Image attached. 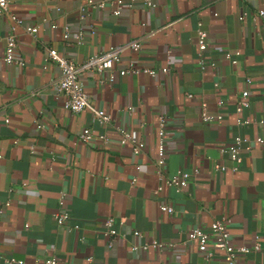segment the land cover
<instances>
[{
  "label": "crops",
  "instance_id": "obj_1",
  "mask_svg": "<svg viewBox=\"0 0 264 264\" xmlns=\"http://www.w3.org/2000/svg\"><path fill=\"white\" fill-rule=\"evenodd\" d=\"M84 1L9 0V10L21 18L16 55L24 64L3 58L13 20L0 15L1 252L26 264H44L48 254L57 256V264H229L220 252L207 259L195 244L181 243L190 226L227 216L236 243L251 244L255 233L261 236L262 247L246 253L240 264H264V142L254 140L244 148L237 168L221 150L236 134L264 135L259 122L264 118V19L252 20L264 0H156L154 7L133 0L119 14L110 5L90 6L81 17ZM243 11L247 15L239 18ZM29 24L38 25L35 35ZM199 25L207 31L205 55L215 66L209 60L205 68L199 65ZM133 38H141V49L127 48L117 65L134 62L158 72L109 80L107 72L81 69L91 106L76 113L66 108L55 87L61 71L46 61V46L81 63L92 52ZM227 48L240 50L237 62L226 55ZM244 88L251 104L241 115L250 120L238 123L236 104ZM203 101L209 112H222L221 121L202 118ZM95 106L135 128L146 141L144 149L134 152L113 126L97 122ZM160 113L167 120L164 174L192 173L182 189L165 184L157 173ZM85 126L95 134L107 131L110 141L81 140ZM216 162L224 167L216 168ZM162 201L173 205L172 213L160 208ZM61 209L71 216L63 224L55 217ZM108 215L118 230L113 236L103 231ZM156 238L176 244H149Z\"/></svg>",
  "mask_w": 264,
  "mask_h": 264
},
{
  "label": "built area",
  "instance_id": "obj_2",
  "mask_svg": "<svg viewBox=\"0 0 264 264\" xmlns=\"http://www.w3.org/2000/svg\"><path fill=\"white\" fill-rule=\"evenodd\" d=\"M143 2L150 6H156V0H143ZM9 0H0V15L7 14L12 20L11 30L6 34V46L3 58L7 63L18 62L19 64H24L25 60L19 58L16 55L17 49V33L16 24L21 21V18L17 14L11 12L8 8ZM134 4L133 0H85L80 5V16L84 17L90 9V6L103 8L107 5L111 6L112 12L114 14L121 13L125 5L132 6ZM247 15L246 11L239 14V18H244ZM257 16L263 17L264 19V8H257L252 14V20L256 24ZM201 22H199L200 24ZM53 26H57L54 22ZM67 27V26H66ZM27 30L32 34H36L38 30L37 24H29ZM92 32L96 31L95 25H92ZM155 30H151L150 33H154ZM264 35V30H261ZM68 28H65L64 37L68 38ZM207 31L203 29L200 25L197 29V42H198V54H199V65L201 68L206 67V63L209 62L215 66L216 62L212 58H207L205 51L207 50ZM142 47L141 38H133L125 42L116 43L110 45L106 49L98 50L92 52L88 55L85 60L81 63L75 61L74 58L66 56L59 52V50L52 46H46L45 59L46 61L53 62L60 68V76L55 81V87L57 91L63 92V104L71 112L76 113L86 106L90 105V95L84 87V83L79 75L81 69L85 70H95L98 72H107L106 77L109 80H113L117 74L125 73H139L141 70H146L151 74L158 72L155 67H141L134 62H130L126 66H118L117 63L120 61L122 52L127 48H132L139 50ZM239 49L231 50L226 49V55L230 58L232 62L238 61ZM168 66L161 67V70L168 71ZM250 80V77L247 78ZM189 96L193 95V92L188 91ZM250 91L248 88L242 89L239 94L236 111L238 113L237 122L246 123L250 119L242 117L241 112L245 107L251 104L249 98ZM218 103L220 105L224 104V99L219 98ZM130 109V107L128 108ZM93 118L102 125L113 126L115 131L118 133V138L121 143L130 142L134 152H141L146 141L142 138L138 131L128 126L127 124L115 122L113 115L103 107H92ZM201 115L204 120H218L221 121L223 118L222 112L212 113L207 110L206 102H202ZM166 116L165 113H160L158 115V126L156 129V163H157V173L160 178H163L164 183L167 185L175 186L177 189H182L188 185L191 180L192 173L186 169H180L178 172L171 175L164 174V164L166 162V139H165V127H166ZM259 122H264V118H260ZM42 125L41 123L39 126ZM81 140L89 141L94 138H98L102 143H107L111 139V135L107 131L94 133L90 126H85L80 134ZM256 140L260 143L264 142V135L258 134L254 139L242 134H236L232 140H230L225 146L221 147V150H227L234 160V168H237L239 163L243 160V149L250 148L253 141ZM137 167H141L140 164H136ZM216 168H223L224 164L220 162L215 163ZM198 172V169H194V173ZM136 177L133 178V181ZM163 184H159L157 189H161ZM65 192H62L64 196ZM10 201H7L9 203ZM160 208L168 213H172L174 207L172 204L162 201L160 203ZM3 208L0 207V211ZM55 217L59 224L66 223L70 219V213L68 210H58L55 213ZM103 231L108 236H113L117 233V228L114 224V217L108 215L103 220ZM75 227H79V223H74ZM136 234H142L140 230H135ZM110 243L112 239L109 240ZM182 244H195L200 252L204 254L207 259H212L214 255L218 252L223 254L224 258L229 264H240L243 256L254 250H259L262 247L261 236L259 233L254 234V241L251 244L246 243H236L233 239L231 230L229 228V219L227 216H222L213 220L208 226L193 225L186 229V238L181 240ZM149 244L161 248H166L169 246H174L176 242L165 241L162 239H153ZM148 245V243L146 244ZM139 245L134 244V248ZM93 256H90L92 258ZM0 260H4L7 264H26L23 258H16L11 255L3 254L0 250ZM44 264H57V256L55 254H48L44 258ZM34 264H39L36 260Z\"/></svg>",
  "mask_w": 264,
  "mask_h": 264
}]
</instances>
